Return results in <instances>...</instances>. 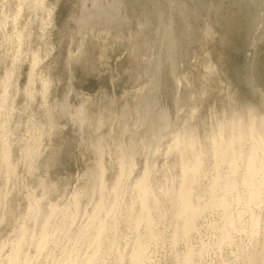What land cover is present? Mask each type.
Wrapping results in <instances>:
<instances>
[{
  "label": "rangeland",
  "instance_id": "1",
  "mask_svg": "<svg viewBox=\"0 0 264 264\" xmlns=\"http://www.w3.org/2000/svg\"><path fill=\"white\" fill-rule=\"evenodd\" d=\"M252 117L259 128L264 0H0V264H132L138 240L141 264H264V148L259 198L243 183ZM233 120L231 170L213 146ZM190 136L204 210L183 236L171 197ZM218 175L237 189L212 191ZM223 198L226 242L209 205Z\"/></svg>",
  "mask_w": 264,
  "mask_h": 264
},
{
  "label": "bare ground",
  "instance_id": "2",
  "mask_svg": "<svg viewBox=\"0 0 264 264\" xmlns=\"http://www.w3.org/2000/svg\"><path fill=\"white\" fill-rule=\"evenodd\" d=\"M252 115V114H251ZM242 122L240 120H233L230 127V137L227 141L217 137L214 142L213 150L216 156L224 158L231 165V170H233L238 165V160L242 157V152L235 148L236 143L240 142L245 131L242 127ZM259 128L257 124L255 125V118L252 117L251 120L244 124L247 128V132L251 137L252 145L247 152L245 157L246 160V174L243 178V183L248 185L252 189L251 200L258 199L260 196V186L256 183L255 175L263 168L262 163L259 162V151L264 148V118L261 119ZM190 138L187 143V149L193 154V158L190 162H186L182 165V183L176 193L172 195V201L174 202L176 208L174 211V217L176 219H184L183 225L178 227L177 234L183 236H189L191 231L195 228V223L199 216L204 210V206L197 203L194 199V184L196 182V177H191L190 174H197L202 165L201 156L195 155L194 151L196 149V141ZM185 149H181L182 153H187ZM140 180V179H139ZM147 179L144 177L138 183V188L140 190L141 206L142 211L138 217V224H146L149 228L153 226V218L151 216V206L149 204V188ZM238 184L230 178L224 175H218L212 185V191H216L219 188H224L227 192H233L237 189ZM210 206L218 205L224 210L226 217V226L223 228L222 241H231V235L228 231V227L232 226L234 219L230 215V201L227 198H223L216 204L214 201H210ZM106 230V225H102L98 236L96 237V243L100 244L102 235ZM43 239H46L45 235ZM145 255V244L138 240L135 244L132 253V264H141L143 257ZM191 254L187 256L189 259ZM92 260H89L87 264H92Z\"/></svg>",
  "mask_w": 264,
  "mask_h": 264
}]
</instances>
